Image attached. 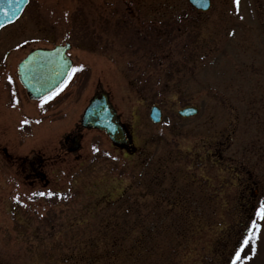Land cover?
I'll list each match as a JSON object with an SVG mask.
<instances>
[{"label":"rangeland","instance_id":"1","mask_svg":"<svg viewBox=\"0 0 264 264\" xmlns=\"http://www.w3.org/2000/svg\"><path fill=\"white\" fill-rule=\"evenodd\" d=\"M65 43L79 71L30 101L16 64ZM98 90L134 148L70 154ZM262 204L264 0H30L0 30V264H264Z\"/></svg>","mask_w":264,"mask_h":264},{"label":"water","instance_id":"2","mask_svg":"<svg viewBox=\"0 0 264 264\" xmlns=\"http://www.w3.org/2000/svg\"><path fill=\"white\" fill-rule=\"evenodd\" d=\"M30 0H16L12 8L16 15L10 20L5 18L7 7L0 9V29L14 23L23 13ZM197 11L207 12L211 8V0H187ZM10 15V13H9ZM71 45H57L53 49H38L31 52L19 65V79L31 100H42L54 93L66 80L73 66L72 60L67 56ZM198 109L194 106L186 107L178 111L182 118L195 117ZM150 118L154 123L162 120L161 110L153 106ZM81 126L86 129H97L104 132L112 143L118 147L133 150V143L120 116L113 107L109 95L101 93V97H95L85 110L81 118ZM81 149L79 140L72 139L70 151Z\"/></svg>","mask_w":264,"mask_h":264},{"label":"flooded vegetation","instance_id":"3","mask_svg":"<svg viewBox=\"0 0 264 264\" xmlns=\"http://www.w3.org/2000/svg\"><path fill=\"white\" fill-rule=\"evenodd\" d=\"M37 49H53V47L52 48H35V49H31V50H29L28 51V53L24 56V58H22L17 64H16V75H17V79H18V81H19V83H20V79H19V65L27 58V56L31 53V52H33V51H35V50H37ZM71 49H72V46L70 47V49L67 51V56L72 60V62H73V68H74V61H73V59L69 56V52L71 51ZM72 76H73V74L71 75V78H72ZM70 79H68V81H69ZM68 81H67V83H68ZM67 83H66V85L65 86H67ZM20 85H21V83H20ZM22 86V85H21ZM101 97V90H98L95 94H94V96L91 98V100L89 101V103L95 98V97ZM47 99H49V97L47 98ZM47 99H45L44 101H46ZM88 106H89V104H88ZM86 109V108H85ZM83 131H96V130H91V129H83L80 125H79V127L77 128V130L75 131V132H72L71 134H68L67 136H66V138H64V146H65V148H66V151L68 152V153H70V154H72L71 153V151H70V148H71V146H72V139L73 138H76L77 140H79L80 141V144H81V146H82V140H83ZM98 132H100L101 133V131H98ZM45 162H46V160L44 159V158H42L41 156H34L33 158H32V160H30L29 161V165H30V167H31V169H32V171L34 172V174L36 175V176H41V177H45V175L42 173V172H40V170H39V168L40 167H42L44 164H45Z\"/></svg>","mask_w":264,"mask_h":264},{"label":"snow or ice","instance_id":"4","mask_svg":"<svg viewBox=\"0 0 264 264\" xmlns=\"http://www.w3.org/2000/svg\"><path fill=\"white\" fill-rule=\"evenodd\" d=\"M16 3V0H0V9L7 7L8 11L4 13L6 19H11L16 15V10L12 8V5ZM236 3H239V0H236ZM10 13V15H9ZM79 71V68H71L69 72V79H71V75L74 74L75 72ZM11 79V77H9ZM51 99V97H49ZM24 123H27V121H24ZM39 195H45V193H39ZM48 195H52V193H48ZM257 215L260 217V219L264 220V204L261 205L260 210L257 212ZM257 228H259V225H257L255 222L252 224V230L255 231ZM250 240H246L245 243H249ZM243 249H240L239 251L236 252L235 259L233 260V264H239V261L241 259H244L241 255V252Z\"/></svg>","mask_w":264,"mask_h":264}]
</instances>
